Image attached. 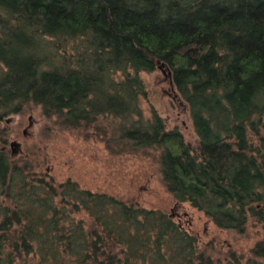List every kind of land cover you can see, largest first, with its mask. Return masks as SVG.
I'll list each match as a JSON object with an SVG mask.
<instances>
[{
  "label": "trees",
  "instance_id": "16d2710c",
  "mask_svg": "<svg viewBox=\"0 0 264 264\" xmlns=\"http://www.w3.org/2000/svg\"><path fill=\"white\" fill-rule=\"evenodd\" d=\"M157 67L196 152L142 114L138 72ZM30 105L43 139L84 130L111 154L154 150L175 202L219 230L264 223V0H0V264H215L169 215L56 183L37 152L11 158L5 119ZM250 255L225 264H264V240Z\"/></svg>",
  "mask_w": 264,
  "mask_h": 264
},
{
  "label": "rangeland",
  "instance_id": "374dc122",
  "mask_svg": "<svg viewBox=\"0 0 264 264\" xmlns=\"http://www.w3.org/2000/svg\"><path fill=\"white\" fill-rule=\"evenodd\" d=\"M138 75L146 89L145 97L140 100L144 118H150L155 111L165 128H177L189 149L196 152L199 139L189 107L177 91L168 68L139 71ZM114 77L122 76L116 73ZM7 118H11L4 122L11 136L8 142L11 158L19 159L29 152H37L36 160L56 183L71 180L92 193L107 194L139 208L169 215L183 231L197 239L200 251L209 255L215 264H225L230 253L244 262L251 256L254 245L264 240V223L249 220L246 233L239 236L219 230L189 203H176L162 183L158 154L154 150L111 154L99 137L84 130L55 131L50 138L43 139L40 135L43 117L39 107L34 105L24 114H11ZM12 142L17 143V147L13 146V155ZM79 217L85 218L84 215ZM36 262L34 258L33 264Z\"/></svg>",
  "mask_w": 264,
  "mask_h": 264
},
{
  "label": "water",
  "instance_id": "95a60500",
  "mask_svg": "<svg viewBox=\"0 0 264 264\" xmlns=\"http://www.w3.org/2000/svg\"><path fill=\"white\" fill-rule=\"evenodd\" d=\"M10 119H11V118H6V121L9 122ZM10 145H11L12 149H13V146H14V147H15V146L17 147V143H16V142H12ZM14 152H15V151H14V149H13V150H12V155L14 154Z\"/></svg>",
  "mask_w": 264,
  "mask_h": 264
}]
</instances>
